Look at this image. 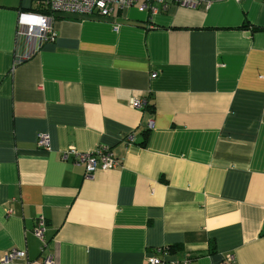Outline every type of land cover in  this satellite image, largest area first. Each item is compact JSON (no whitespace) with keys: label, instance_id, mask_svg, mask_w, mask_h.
<instances>
[{"label":"crops","instance_id":"crops-1","mask_svg":"<svg viewBox=\"0 0 264 264\" xmlns=\"http://www.w3.org/2000/svg\"><path fill=\"white\" fill-rule=\"evenodd\" d=\"M198 1L59 15L17 64L33 0H0V264H264V0ZM101 145L117 166L61 159Z\"/></svg>","mask_w":264,"mask_h":264},{"label":"built area","instance_id":"built-area-1","mask_svg":"<svg viewBox=\"0 0 264 264\" xmlns=\"http://www.w3.org/2000/svg\"><path fill=\"white\" fill-rule=\"evenodd\" d=\"M170 0H33V10L21 12L17 18L16 41L20 37H25L24 51L22 55H18L15 62L21 63L33 57L39 52L43 44L52 43L56 39V30L54 22L62 14L87 15L99 18L114 19L124 8L139 4L141 9H149L153 13L157 9L152 8L153 4H159L166 9ZM175 4L182 7L195 8L199 5L198 0H172ZM240 1V0H236ZM132 108L143 109L146 106L145 100L132 99L130 103ZM152 126V122L148 123V127ZM128 142L133 141V137H127ZM50 144L49 135L39 133L36 137V145L38 148L48 150ZM81 165L84 168L86 176L92 175L97 170H107L118 165V160L111 153L110 148L104 145L97 147L92 151H79L75 148H69L61 153V159ZM46 228V220L40 216L36 219L34 228L35 237L41 242V248H46V240L44 232ZM156 253L146 257L145 264H191V260L183 261H167L162 255L165 253L164 248L156 249ZM25 252L11 249L8 251L3 260L10 262L19 258H24ZM234 260L232 254H227L220 264H231ZM44 264H52V258L49 255Z\"/></svg>","mask_w":264,"mask_h":264},{"label":"trees","instance_id":"trees-1","mask_svg":"<svg viewBox=\"0 0 264 264\" xmlns=\"http://www.w3.org/2000/svg\"><path fill=\"white\" fill-rule=\"evenodd\" d=\"M33 10V9H32ZM145 141L143 143H141V145H144Z\"/></svg>","mask_w":264,"mask_h":264}]
</instances>
